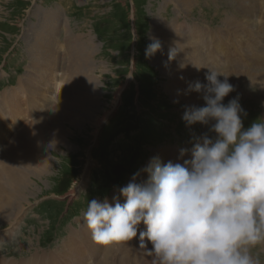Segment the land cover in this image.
I'll use <instances>...</instances> for the list:
<instances>
[{
	"label": "rangeland",
	"instance_id": "obj_1",
	"mask_svg": "<svg viewBox=\"0 0 264 264\" xmlns=\"http://www.w3.org/2000/svg\"><path fill=\"white\" fill-rule=\"evenodd\" d=\"M263 5L264 0H0V97L9 92L8 107L0 103L3 105L0 108V167L5 164L3 150L17 147L23 127L28 123L27 129L35 128L31 130L33 133L41 129L40 125L53 122L54 116L50 115L54 109L50 115L49 111L58 101L55 97L59 99L66 89V93L73 92L63 82L61 91L57 94L51 91L43 106L35 102L45 93V87L38 86L43 90L37 93L36 85L30 91L27 87L28 102L34 107L29 111L23 105L25 117L22 107L19 108V101L24 102V92L15 98L19 96L20 79L31 82L32 75L46 68L51 72L55 66V74L61 80L65 75L75 77L77 73L91 91L95 110L90 120L79 117L74 121L67 117L61 122V137L54 140L62 142L51 144L48 150L51 161L46 171L27 176L29 184L18 213L5 211L0 217V264L11 259L21 260L37 251L59 257L64 264L71 259L75 262L77 258L62 255V246L73 239L69 233L78 235L77 240L88 246L84 245V252L82 247L76 249V256H80L76 264H130L129 261L134 264L138 256L139 264H152V257L142 248L138 256L136 248H129L128 261L125 260L128 248L123 254L116 251L122 243L111 246L116 251L111 255L106 252L110 247L97 244L91 249L93 241L86 240V235L81 233L86 224L83 213L91 199L107 198L111 202L113 193H119V188L126 186L135 173L140 172L138 183L146 181L148 173L142 169L153 158L159 157L165 164L183 163L191 158L189 152L179 160L181 149H191L195 139L208 132V126L200 123L188 126L182 119L187 108L206 103L203 92L191 91L190 85L196 82L207 85L208 81L203 73L201 77L187 73L182 69L183 64L179 65L180 69H171V61V64L179 63L175 49L181 41L193 42L203 55L202 68L194 62V69L207 75L213 70L221 74V80L227 76L234 90L225 97L224 103L233 98L239 100L246 113H242L245 128L264 119V69L253 72L259 77L241 73L251 60V70L264 66V37L259 35L261 39L256 41L250 35L258 28L264 33L259 17L254 20L255 14L253 18L250 16L257 13L255 9L262 15ZM45 12L56 15L52 25L54 38L39 43V37L47 33L48 26L43 24ZM70 41L77 42L75 48L82 50L80 59L84 65L89 62V70L82 68L76 72L66 63ZM153 43H158L159 48L146 54ZM244 46L250 48L246 47L248 57L243 60L240 51ZM75 48H70L69 53H76ZM190 48L192 45L188 51ZM49 54L57 56L53 67L48 65ZM181 57L191 65L189 56L181 53ZM35 62L41 63L43 69H37ZM241 64L242 68L238 66ZM205 67L208 69L204 71ZM84 88L80 89L82 97L88 93ZM36 94L38 98L33 99ZM61 109L59 115L70 107ZM19 113L24 119L19 118ZM98 116L102 121L96 122ZM52 134L49 128L51 138ZM76 228L80 233L74 231ZM148 247H152L150 242ZM47 251L52 254L47 255ZM251 254L259 264H264V243L253 247ZM36 261L41 262L40 257Z\"/></svg>",
	"mask_w": 264,
	"mask_h": 264
},
{
	"label": "clouds",
	"instance_id": "obj_2",
	"mask_svg": "<svg viewBox=\"0 0 264 264\" xmlns=\"http://www.w3.org/2000/svg\"><path fill=\"white\" fill-rule=\"evenodd\" d=\"M158 48L153 43L146 54ZM220 75L212 70L207 85H190L206 103L182 119L208 126L191 149H181L180 158L190 152V159L155 157L142 169L146 181L138 183L137 172L112 202L90 200L83 219L95 243H126L139 231L152 264H259L251 249L264 243V119L245 128L239 100L224 103L234 89Z\"/></svg>",
	"mask_w": 264,
	"mask_h": 264
},
{
	"label": "bare ground",
	"instance_id": "obj_3",
	"mask_svg": "<svg viewBox=\"0 0 264 264\" xmlns=\"http://www.w3.org/2000/svg\"><path fill=\"white\" fill-rule=\"evenodd\" d=\"M255 10H256L257 13H252V14H250V16L253 18L254 14H255L254 20L257 19V17H259V21H261V24H264V5L261 8V11L263 10L262 11V15H261V13H258L259 9H255ZM54 15H55L54 13H51V14H49L47 12L44 13L43 24L46 25V26H48L47 29H46L47 30V33H44L45 34L44 37L42 35L39 37V39H38L39 43L44 42V39H45V42H46L47 40H51L52 38H54L53 35H52V33L54 32L53 31L54 29L52 28V27H54V26H52L54 24V21L53 20H54V17L56 18V15L55 16ZM246 16H248V15H246ZM248 17H246V18H248ZM56 20H57V18H56ZM230 21L232 23H235L237 26L240 25L236 21H234L233 19H230ZM241 25L244 26V23L242 22ZM251 34L253 35V38L256 41L259 40V38H260V37H258L259 35H261V36L264 37V33L260 32L259 31V28L257 30L253 29V33L250 32V35ZM181 35H184V34H181ZM37 36H38V34H37ZM70 42L72 43V41H70ZM250 43H252V40H250ZM193 44H194L193 42H186L185 43V42L181 41L180 42V45H178L179 47L178 48L176 47L177 49H175L176 55L179 58V60H178L179 63L171 64V62H172L171 61L169 65H170L171 69L175 71L177 69H180V66H182V64H183V68L182 69L187 70V73H191L192 72L193 74L197 75L198 77H201L202 76V73H203L204 76H207V73L199 72L198 70L194 69V67H193L194 62H195V64L198 65V68L199 69L202 68V66L204 64L203 55L201 54V52L199 50L197 51L195 49V47L193 46ZM47 45H48V43H47ZM60 45H59L60 48H61L60 50H62L63 43H61ZM68 45L69 46H67V50H66V56L68 57L67 60H66V63H69L75 69L76 72L82 71L81 70L82 68L89 70L90 69L89 68V62L88 63H85V65H84L83 64V60L80 59V58H82V54H81L82 53V50L79 51V48H75V46L77 47V42L74 43V44L72 43V44H68ZM190 45H192V48H194V50L192 48H190V51H188V48H189ZM246 47H248V46H246ZM246 47L245 46L242 47V49L240 51L241 58L243 60L246 57H248V53H247ZM50 48H51V46H50ZM70 48H75L76 53L74 52L73 54H70L69 53ZM248 48H250V47H248ZM56 50H54V51H56ZM59 52H60V56H61L62 55L61 54V51H59ZM181 53L182 54H185V55H187V56H189L191 58V65L190 64H187L182 59ZM263 55H264V53H263ZM53 56H54L53 54H49V57H48L47 61H48V63L49 62L50 63L49 64L46 63L44 65H47L48 64V65H50L49 67H53L54 66L53 65V61L55 62V60L57 59L56 58L57 56H54V58H53ZM62 58H64V57H62ZM256 59H254V60L256 61ZM175 62H176V60H175ZM219 62H221V61H219ZM257 62H258V60H257ZM247 64H248V66H246L245 69H244V67L242 68V64L241 65H238L240 68H242V70H244L241 73H244L245 76L247 75L249 77H256V76L259 77V75H255L254 73L257 72V71H261V69H264V66H262V67L258 66L259 68L257 70H251V69H249L250 67L253 66V60L249 61ZM35 65L38 66L37 69H39V68L40 69H43V67L41 66V63H38V62L36 63L35 62ZM254 65H256V63ZM238 66H237V68H238ZM256 67H257V65H256ZM46 69L48 70V68H46ZM46 69L43 70V72H39L40 74L35 73V75H32V76H34V78L32 79L31 82L23 81L22 79H20V87L18 88L19 89V93H18L19 96H15V98L22 96V94L24 92V94L22 96L24 102L23 101L22 102L19 101V108L21 109V107H22L21 113H23L25 117H26L25 110L31 111L33 109V107H34V104L33 103L28 102L29 94L27 93V92H29L31 90L30 88H32L33 85H36V88L34 89L35 93H37V91H39V90L40 91L43 90L40 87H45V89H44L45 93L42 92L43 95H41L40 99L38 100L39 103L38 102H35L38 105H43V106H45L47 104L48 98L50 97L49 94H51V91H52V93H56V94L61 91L63 82L64 83H67V86L70 88L71 92L72 91L73 92L71 93L72 95L70 94V92L66 93L67 92V89H66L64 92H61L60 93V98L59 99L55 97V99H57L58 101H56V103L54 101L55 104L52 103L53 106L51 107V110L49 111V115H50L51 114V111L54 109L53 112H52V114L50 115V116H52V115L54 116L53 117V122H50L49 121L47 123V125L46 124L40 125L39 128H41V129H38V131H35V132L32 131L33 133H31V130H33L35 128L27 129V128H29V127H26L27 125H29L27 123L26 126L23 127L22 132H20L21 135L18 136V137L21 138V142L17 144V147L16 148H11L10 150H7V151L3 150L4 151V153H3V160H4L5 164L3 165V167H0V169H1L0 170V217H2L4 215V212L5 211L6 212H12L13 214H15L18 211L17 209L22 205L21 202H23L22 201L23 198H24L23 195L25 194V191L27 190V187H28V184H29L28 183L27 176H29L30 174H32V172L34 174H37V173H41L42 174V172H45L46 171V169L48 167V164H49L50 156H51V154L49 153L50 151H48L49 148L52 147L51 144L57 143V142H62V140H58L57 142L54 140V137H61V134H60V132H61V122L64 119H66L67 117L70 118V119H72V120H74V121L77 120V118H79V117L80 118H83L84 119L83 121L90 120L91 119V116L90 115H93L95 113L94 106H92L91 97L89 95V93H91V91L88 90L89 87H87V84L84 82V79L81 78V76H78L77 73H76L75 77H73V76L71 77L70 75H65L63 77V75H62L63 79L61 80L60 78H58L59 75L55 74L56 66L53 67V68H51L52 69L51 72H49V71L47 72ZM206 69H208V67L207 68L205 67L204 68V71ZM185 70H182V71H185ZM230 73L233 74V72H230ZM253 74H254V76H251ZM40 75L42 77H40ZM87 77H88V75H87ZM43 80H45L44 81V84H43ZM204 81L206 82V80H204ZM38 86H40V87H38ZM27 87H28L29 91H26L27 90ZM84 87L87 88V90H88V93H86L87 94L86 97L85 96H83V97L80 96V89L82 90V88H84ZM184 90L186 91L185 87H184ZM188 92H190V90ZM27 94H28V97H27ZM30 94H31V92H30ZM38 94H39V92H38ZM38 94H36L35 96H33V99L38 98ZM8 96H9V92H7L5 94H2L1 97H0V103L2 104L4 102L5 104H7V107H8V103L6 102V100H7ZM186 98H187V96H186ZM63 101H65V102L62 103ZM23 105H26V109L25 110H23ZM1 106L3 107V105H1ZM1 106H0V108H1ZM62 106L70 107V109L64 111L61 115H59L60 111L62 110L61 109ZM5 107L2 108L1 113L4 112ZM39 111H40V108H39ZM7 112L8 111L6 110V113ZM57 112H58V114H57ZM21 113H19V115H20L19 118H21V116H22ZM27 113H28V111H27ZM40 117H39V119H40ZM41 118H43V117H41ZM21 119H24V118L22 117ZM68 121L71 122L70 120H68ZM97 121L98 122L99 121H102L101 120V117L98 116V118H96V122ZM48 127L51 128V130L53 131L52 138L49 136V128ZM27 130H28L29 133H27ZM4 156H6V157H4ZM178 159L181 160L180 156H179ZM138 178H137V181H138ZM117 195H119V193H117V192H114L113 193L112 198H111V202L113 200V197L114 196H117ZM26 199L27 198L25 197V200ZM120 199H121V202H124V197L120 196ZM139 228L143 229V231H144L145 225H143V223H141V225L139 226ZM74 231H76L77 233H80V231L78 230V228H76V230H74ZM81 233L86 235V240L93 241L92 238H91V232L88 229V227H87L86 224H84V226L82 227ZM77 236H74L72 233H69V237L70 238H73V239L72 240H68V242L64 246H62L63 247V252H65L64 254L62 252V255L64 256L63 258H75V259L77 258L75 260V262H77L78 260H80V258H79L80 256H78V257L76 256V254H75L76 249L82 247L81 249L84 252V245L88 248L87 244L83 243L82 240H80V239L77 240ZM73 240H75V244L73 243ZM138 240H139V233H137V237L133 238L130 243H128L129 242L128 241L125 244L122 243L123 246H121L122 244L119 245L116 248V251H118L120 254H123L124 253L123 251L128 248L127 251H125V253H124L125 260L128 261V258H126V256L128 255L129 248L130 249L132 247H133V249L136 248L137 249L136 250L137 256L140 255V252H141L140 249H139L140 248V240L139 241ZM76 242H78L79 244H76ZM96 245H97V243H95L93 241V244L91 246V249L94 250V248L96 247ZM112 247H114V246H112ZM112 247H110L109 249L107 248L108 251H106V252H107L108 255L114 254L116 252V251L112 250L113 249ZM87 248H86V253H88ZM142 251L144 253L146 252L144 250H142ZM42 253H44V252H39V251L33 252L28 257L23 258L21 260H18V258H17L16 260L15 259L14 260H12V259L9 260L10 261L9 263H8V261H6V264H42V263L43 264H64L59 259V257L41 255ZM46 253H48L47 255H51L52 254V253L49 254L50 252H48V251ZM56 253L57 252H55L53 255L56 256ZM41 256H44V257H41ZM38 257H40L41 262L36 261V259ZM138 257H135L134 262H135V260L137 262L134 263V264H139V261L137 260ZM51 258H54V259L51 260ZM125 260L123 259L122 262H125ZM75 262H74L73 259H71L70 262L67 263V264H76ZM106 262L107 261H105V263ZM129 262H130V264H133V263H131V261H129ZM86 263H87V261H86Z\"/></svg>",
	"mask_w": 264,
	"mask_h": 264
}]
</instances>
